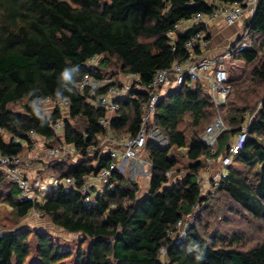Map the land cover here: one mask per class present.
<instances>
[{
  "label": "trees",
  "instance_id": "trees-1",
  "mask_svg": "<svg viewBox=\"0 0 264 264\" xmlns=\"http://www.w3.org/2000/svg\"><path fill=\"white\" fill-rule=\"evenodd\" d=\"M190 2L0 0V154L20 155L31 145L32 132L51 146H71L81 158L77 164L64 158L46 164L51 177H73L75 185L36 192L33 200L0 170V204L17 220L37 212L53 227L81 235L72 264H264V0H257L254 15L244 25L246 35L232 45L248 39L250 48L235 59L253 68L228 82L230 94L221 110L228 129L219 138L218 154L226 150L246 115L252 121L217 192L226 201L228 216L240 212L237 216L259 224L260 241L245 249L243 235L237 232L208 233L201 213L185 239L176 242V226L194 206L200 205L204 213L212 207V199L203 197L196 182L203 168L200 158L209 156L200 138L215 114L211 97L199 85L168 92L156 107L153 124L169 147L146 145L151 171L145 195L139 196L137 183L116 172L112 188L97 193L90 203L80 192L87 177L109 167L110 155L97 148L102 138L109 132L116 138L137 134L148 93L133 91L118 101L117 112L108 113L90 107L86 99L92 91H80L77 84L85 75L103 78L101 69L114 68L112 85L119 83L118 76L137 74L144 87L157 71L187 59L191 53L185 44L204 26L195 25L183 33L176 32V27L212 11L203 2ZM169 32H175V37H169ZM193 54L201 52L195 49ZM92 58L97 59L99 69L88 67ZM47 100H68L69 105L52 109L44 104ZM13 105L21 111L10 109ZM101 119L108 125L101 126ZM56 122L62 123L61 135L52 129ZM91 147L95 151L88 152ZM175 149L186 151L189 164L187 172L181 177L178 173L171 182L167 173L179 171L172 154ZM85 242L86 251L81 246ZM31 256L34 264H68L72 252L42 230L0 232V264H26Z\"/></svg>",
  "mask_w": 264,
  "mask_h": 264
},
{
  "label": "built area",
  "instance_id": "built-area-1",
  "mask_svg": "<svg viewBox=\"0 0 264 264\" xmlns=\"http://www.w3.org/2000/svg\"><path fill=\"white\" fill-rule=\"evenodd\" d=\"M203 2L208 7L212 8V11L208 15L197 14L193 17L192 21L188 24L191 25H203L202 22L205 19L208 20H220L226 26H232L245 17L251 18L256 10L257 0H246L243 3L225 4L218 0H191L190 3ZM187 24V23H186ZM183 25V24H182ZM181 28V25L176 27V31ZM169 37H174L175 32H169ZM246 35V33H245ZM209 32L204 26V29L195 34L186 44L185 49L191 53V55L180 62H175L169 69L159 70L155 73L152 81L147 86H142L139 82V76L137 74H129L126 77V81L112 85L111 80L108 78H96L90 75H85L82 80L77 84V88L80 91L88 88L92 93L87 96L86 102L90 107L95 109H101L108 113H115L119 110V100L126 98L133 91H140L145 89L148 93V100L141 107V124L135 136H129L126 138L109 139L108 149H103V145L97 146L102 148V153H108L111 158V162L107 169H103L94 177H87L85 183L80 188V192L85 196V202L90 203L94 200L97 193L102 192L105 188H112V174L117 171L121 164L133 161L137 159L139 153L146 148V145L151 142L160 148L167 149L169 147L168 140L153 124V117L157 105L162 100L163 96L170 91H176L183 85L187 87H193L195 84L206 85V94L212 99L214 109L217 116L212 122L205 128L201 135V142L207 147L209 156L201 157L200 161L203 163L202 174L199 172L196 175V182L202 186L205 181L204 175L210 171V164L216 159L220 160V168L212 173L208 179L207 192L203 193V196L208 199H212L218 192L223 181L227 178L228 167L232 164L234 157H236L245 143L248 137V130L252 121L250 115L245 116V122L241 125L238 133L234 139L227 145L226 150L218 154V141L220 136L227 131V127L220 115V109L227 104V99L230 94V87L228 85L229 77L225 63L228 59L234 58L237 53L250 48L249 43L246 40L241 41L238 45L233 47L230 45L226 53L223 52L214 58H209L202 54L194 55L195 49H199L200 52L204 51L209 46ZM97 62L96 58H92L88 62ZM111 84V85H110ZM107 88L104 93H97L98 90ZM44 104L49 105L52 109L67 108L69 105L68 100H60L56 102L45 101ZM99 124L103 127L108 123L101 119ZM62 128L61 122L52 124V129L59 134ZM31 145L36 143L39 138L30 133ZM36 145V144H35ZM74 150L71 146L66 145L65 149ZM95 147L88 149V152L95 151ZM62 146L51 148L48 155L55 158H62ZM22 159L20 155H7L2 156L0 154V170L6 175L7 179L19 187L22 194L27 198L33 200L36 192L46 189H58V187L70 188L75 185V179L73 177L64 180H59L54 177L47 179H38L34 182L28 180L21 169ZM169 176V173H167ZM98 184L101 187H98ZM45 190V191H46ZM206 195V196H205ZM201 210L200 205L193 207L190 215L184 220L180 221L177 226L176 242H181L185 239L186 233L193 225L198 212ZM36 214H39L35 212ZM161 253L163 251L161 250Z\"/></svg>",
  "mask_w": 264,
  "mask_h": 264
},
{
  "label": "rangeland",
  "instance_id": "rangeland-1",
  "mask_svg": "<svg viewBox=\"0 0 264 264\" xmlns=\"http://www.w3.org/2000/svg\"><path fill=\"white\" fill-rule=\"evenodd\" d=\"M225 26L226 25L222 21H220V26L217 27V29L220 28V31H218V33L221 32V30L224 29ZM240 32L241 33L239 36L244 37L246 33L245 29L241 30ZM211 33L209 34V36L211 35L210 39H212L213 43L211 46L209 45L210 49H212L213 47L220 46L221 50H223L226 47L225 45H227L228 41H229V46H228L229 49L230 44H232L235 41L237 36L236 34L234 35V33L232 32L231 33L226 32L225 35L220 36V37L225 36L221 39L219 36L215 37V34H211ZM229 37H231L230 40ZM89 66L99 69V65L97 62H90ZM225 67L227 69L229 80L232 78L241 77L245 71H250L253 68V66H246L243 63V61L238 59H234L232 62L227 61L225 63ZM114 71H115L114 68L108 70L101 69L103 78H108L110 80H113L111 73ZM118 77L121 78L122 76H118ZM10 109L14 111H21L19 105H13L10 107ZM221 110L222 109H220V115L223 119V111ZM216 116L217 113L215 111L213 119ZM60 132L62 133V131ZM61 133L59 134L61 135ZM8 138H9L8 136L6 135L4 136L5 141H7ZM115 138L116 137L112 135L104 136L102 138V141L100 142V146L103 145V149L106 151V149H108L109 146L108 143L109 139L115 140ZM35 144L25 146L23 152L20 154V157L23 162L21 165V169L25 177L31 182H34L38 179H47L51 177L50 176L51 173L49 172L48 169H46V164L48 165L54 160H57V158L48 155L51 148H55V147L57 148L59 146H62L63 148L62 153L64 154L62 158H64V160H66L67 162H73L77 164L81 159L80 155L77 154L75 150H72L70 148L69 150H66L65 149L66 145L64 143H58V144L53 143L54 145L51 146L50 142L44 141L43 139L39 138L38 140H36ZM172 154L173 156L176 157V159L179 162L177 168L179 171H174L173 173H169L168 177H169V181L171 182L178 176L177 175L178 173H180L179 175L180 177L184 175L188 170L187 165L189 164L186 158V151L175 149L172 151ZM147 155L148 152L146 151V149L142 150L139 153L137 159L130 162H126L124 165L121 164L116 171V173L121 175L126 181H133L137 183L139 187V196L145 195L148 190V181H149L151 166L147 158ZM220 160L221 159L214 160V162L210 164L209 173L204 175L205 181L201 186L202 195L203 193L207 192L208 189L207 182L209 177L212 175L214 171L220 168L221 165ZM200 173L202 174V171ZM98 187H101V185L98 184ZM44 190L46 189L41 190L40 193H44ZM37 200L40 202L41 197H38ZM225 203H226L225 199H223L221 195L216 193L212 198V207L210 208V210H208L207 213L206 212L204 213V211L201 210L198 212L197 215L198 218L202 213L203 222L208 225L206 231L208 233L220 232L222 234L225 233L230 234L237 232L243 235V246L245 249H250L254 247L261 239V228L259 227V224L250 222L246 217L244 218L237 216L240 214V212L235 216H228L226 212L227 207L225 206ZM232 206L233 205L231 204V207ZM223 216H227L230 219L229 222L231 223L224 222ZM196 220L197 218H195L194 224ZM24 229L29 230L31 232L35 230H42L56 237L57 242L61 244L62 247L71 250L72 257L69 260L68 264L73 263L76 252L80 246L79 242L82 237L81 235H71L67 232H63L53 227L48 219L42 218L40 214H36L35 212L31 213L30 215H28L27 217L21 220H17L7 206L0 204V232L24 230ZM81 246L86 251L88 248V242L83 243ZM34 262L35 260L31 256L27 260L26 264H34Z\"/></svg>",
  "mask_w": 264,
  "mask_h": 264
},
{
  "label": "crops",
  "instance_id": "crops-1",
  "mask_svg": "<svg viewBox=\"0 0 264 264\" xmlns=\"http://www.w3.org/2000/svg\"><path fill=\"white\" fill-rule=\"evenodd\" d=\"M249 20H250V18L249 17H245L242 21H240V22H238V23H236V24H234V25H232V26H225V28L224 29H222L221 30V32H219L218 33V31H220V28H218L217 29V27L218 26H220V20L218 21V20H208V19H205L203 22H202V24H203V26H205L206 27V29L208 30V32H209V34L211 33V34H215V37L216 36H222V35H225V33L227 32V33H234V35L236 34L237 36H236V39L239 37V35H240V31L241 30H243L244 29V25L246 24V23H248L249 22ZM201 25V24H200ZM194 25H191V24H183V25H181V28L178 30V31H176V32H178V33H183V32H185L186 30H188V29H191L192 27H193ZM223 26V25H222ZM243 26V27H242ZM175 35H176V33H175ZM211 36V35H210ZM175 37V36H174ZM223 37H225V36H223ZM223 37H220L221 39L223 38ZM231 39V37H229V40ZM236 39H235V41H236ZM209 41H210V43H209V45L211 46L212 45V43H213V41H212V39H210L209 38ZM234 41V42H235ZM233 42V43H234ZM232 43V44H233ZM232 44H230V45H232ZM215 46V45H214ZM226 47L223 49V50H221V48H220V46H217V47H213L212 49H210V47L208 46L204 51H201V54L202 55H204V56H207V57H209V58H214L215 56H218L219 54H222L227 48H228V46H229V41H228V43H227V45H225ZM210 49V50H209ZM228 50H226V52H227ZM225 52V53H226ZM235 59V57L234 58H231V59H228L227 61L228 62H232L233 60ZM226 61V62H227ZM116 80H117V82H120V83H122V82H124V81H126V77H124V76H122L121 78H119V77H117L116 78ZM195 85H199L200 87H201V89H202V92L203 93H205L206 92V85H203V84H195ZM194 85V86H195ZM113 115L112 114H110L109 115V117H112ZM107 135H112V136H114V134L112 133V132H109ZM44 192H47V190L46 191H44Z\"/></svg>",
  "mask_w": 264,
  "mask_h": 264
},
{
  "label": "bare ground",
  "instance_id": "bare-ground-1",
  "mask_svg": "<svg viewBox=\"0 0 264 264\" xmlns=\"http://www.w3.org/2000/svg\"><path fill=\"white\" fill-rule=\"evenodd\" d=\"M45 191V190H44Z\"/></svg>",
  "mask_w": 264,
  "mask_h": 264
}]
</instances>
